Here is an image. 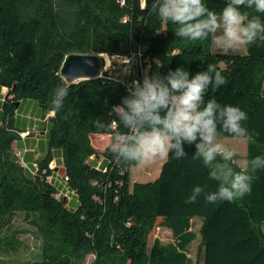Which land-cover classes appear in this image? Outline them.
I'll return each mask as SVG.
<instances>
[{"label":"trees","instance_id":"16d2710c","mask_svg":"<svg viewBox=\"0 0 264 264\" xmlns=\"http://www.w3.org/2000/svg\"><path fill=\"white\" fill-rule=\"evenodd\" d=\"M204 2L219 13L227 0ZM151 4L0 0V86L7 88L0 115V235L19 213L41 240L39 258L17 264H86L89 255L94 256L90 264H190L185 249L196 238L190 231L194 217L202 222L203 264H264V169L242 199L209 204L201 197L188 204L194 186H207L208 192L218 187L202 162L191 158L194 145H183L186 158L170 154L155 179L134 183L130 169L135 165L117 164L111 144L101 152L92 145L93 136L111 143L114 134L126 131L111 123L116 117L108 112L145 71L165 75L183 67L194 76L212 65L227 84L210 89L205 99L245 111L244 126L255 140L247 141L245 159L264 156V42L239 53L213 50L211 39L176 37V26L162 22ZM71 53L121 57L132 75L106 70L99 78L67 84L59 70ZM61 85L68 86L69 95L63 109L52 112L53 92ZM23 100L33 101L48 125L47 151L33 169L24 168L16 153L24 131L15 125V104ZM97 117L110 122L106 130L93 126ZM53 150L61 154L65 187L76 198L73 206L58 196L63 193L49 167ZM233 166L239 168L237 162ZM158 226L171 230L172 246L158 239L148 245Z\"/></svg>","mask_w":264,"mask_h":264},{"label":"clouds","instance_id":"9594fccd","mask_svg":"<svg viewBox=\"0 0 264 264\" xmlns=\"http://www.w3.org/2000/svg\"><path fill=\"white\" fill-rule=\"evenodd\" d=\"M151 11L162 22L176 26V37L193 42L211 39L223 51L264 42V0H227L219 13L210 10L204 0H152ZM226 84L212 65L194 76L183 67L165 75L145 71L142 81L128 84L127 95L108 112L109 117H116L111 123L126 130L112 137L115 162L141 166L166 160L170 154L180 160L187 157L183 145H194L191 158L202 162L218 187L208 192L207 186H194L185 203L195 204L201 197L209 204L231 203L251 194L255 174L264 169V156L244 160L237 169L233 165L238 153L222 142L225 136L255 142L243 123L247 113L215 98L205 99L210 89L215 92ZM68 95V86L57 87L50 110L63 109ZM91 122L100 130L110 124L100 117Z\"/></svg>","mask_w":264,"mask_h":264},{"label":"rangeland","instance_id":"374dc122","mask_svg":"<svg viewBox=\"0 0 264 264\" xmlns=\"http://www.w3.org/2000/svg\"><path fill=\"white\" fill-rule=\"evenodd\" d=\"M213 50L223 51L217 48L212 43ZM240 51H244V48L238 51H223L225 53H239ZM105 56V55H104ZM107 56V55H106ZM109 57V56H107ZM110 64L108 67H105L103 71H110L120 77L130 76L132 73L127 70L123 64L126 62L125 59L121 57H109ZM105 66V65H104ZM223 67L222 64H220ZM227 146L234 148L238 153L235 161L238 165L246 160V149H247V141L244 140H234L231 137H225L222 141ZM110 139L105 136H93L92 137V145L94 148L101 152L108 145H110ZM19 163L26 169H33V166H27L25 162L22 160L21 156H19ZM165 159H157L154 162L147 163L141 166H132L130 169V180L131 183L134 182H147L155 179L160 172L161 166L164 163ZM59 162L56 161L54 165H52V171H56L53 173V182H56L58 185L59 192H62L63 195L59 193V197H64L69 205L72 206L71 201L73 199L76 201V198L65 188V181L63 179L62 172H58ZM76 203V202H75ZM201 220L197 217H194L192 220L191 230L195 233V240L187 247L186 253L190 259V264H203L202 258V248H201ZM262 230L264 232V223L262 224ZM154 239H158L162 246H172L173 237L170 230L158 226L148 237V244H151ZM40 247L41 240L34 228L29 226L22 214L15 213L11 222L8 226H5L0 235V264H17L26 261L36 260L40 256ZM92 257H87L86 264H89Z\"/></svg>","mask_w":264,"mask_h":264},{"label":"crops","instance_id":"0c3cea01","mask_svg":"<svg viewBox=\"0 0 264 264\" xmlns=\"http://www.w3.org/2000/svg\"><path fill=\"white\" fill-rule=\"evenodd\" d=\"M6 91H7L6 87L0 86V115H1V104L4 98V95L6 94ZM50 115H52V113ZM15 125L17 129L24 131L23 133H27L24 135V137H20L16 153L18 156H21L22 160L25 162L27 166H34L36 160L38 158H42L45 152L47 151V130H48L47 120L46 118L41 117L39 108L33 101L23 100L22 102L19 103V106H18V112L15 118ZM52 156H53V160L51 161L50 166L54 165L55 162L58 161L59 162V166L57 168L58 172L61 171L62 175H64L63 166H62V158H61L60 152L58 150H53ZM53 173H56V171H53ZM70 193L72 194V192ZM73 197L75 198L74 195ZM75 202L76 201L74 199L73 201H71L72 206L75 204ZM192 220L193 219H191L190 221L191 226H192ZM191 229L192 228L190 227V231H192ZM173 243H174V240H173ZM186 249H185V252H186ZM90 256L92 257L90 261L91 263L92 260L94 259V256L89 255L87 257H90Z\"/></svg>","mask_w":264,"mask_h":264},{"label":"water","instance_id":"95a60500","mask_svg":"<svg viewBox=\"0 0 264 264\" xmlns=\"http://www.w3.org/2000/svg\"><path fill=\"white\" fill-rule=\"evenodd\" d=\"M104 54L71 53L65 56L59 73L67 84L101 77L104 70ZM18 108L19 103L15 104Z\"/></svg>","mask_w":264,"mask_h":264},{"label":"bare ground","instance_id":"6f19581e","mask_svg":"<svg viewBox=\"0 0 264 264\" xmlns=\"http://www.w3.org/2000/svg\"><path fill=\"white\" fill-rule=\"evenodd\" d=\"M109 64H110V59H109V57H107V56L105 55V56H104V65H105V67H108Z\"/></svg>","mask_w":264,"mask_h":264},{"label":"built area","instance_id":"2783aa9c","mask_svg":"<svg viewBox=\"0 0 264 264\" xmlns=\"http://www.w3.org/2000/svg\"><path fill=\"white\" fill-rule=\"evenodd\" d=\"M25 134H27V133H20V137H24ZM49 166H50V165H49ZM50 168H52V167L50 166ZM63 179H64V178H63ZM47 180H48V181H51V180H52V177H51V176L48 177ZM64 181H65V180H64Z\"/></svg>","mask_w":264,"mask_h":264}]
</instances>
